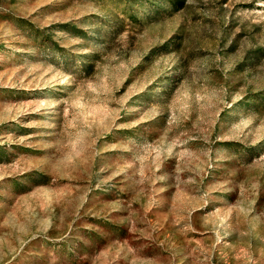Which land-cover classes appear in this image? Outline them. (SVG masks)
<instances>
[{"label":"rangeland","instance_id":"obj_1","mask_svg":"<svg viewBox=\"0 0 264 264\" xmlns=\"http://www.w3.org/2000/svg\"><path fill=\"white\" fill-rule=\"evenodd\" d=\"M0 264H264V0H0Z\"/></svg>","mask_w":264,"mask_h":264},{"label":"trees","instance_id":"obj_2","mask_svg":"<svg viewBox=\"0 0 264 264\" xmlns=\"http://www.w3.org/2000/svg\"><path fill=\"white\" fill-rule=\"evenodd\" d=\"M173 3H175V2H173ZM181 3H182V1H179V4H181ZM35 32H37V30H35ZM60 56H61L62 60H64V62H66L67 58L64 56V54L61 53Z\"/></svg>","mask_w":264,"mask_h":264}]
</instances>
